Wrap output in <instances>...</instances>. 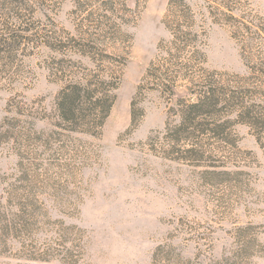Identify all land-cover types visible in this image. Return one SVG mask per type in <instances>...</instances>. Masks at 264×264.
<instances>
[{"label": "rangeland", "instance_id": "374dc122", "mask_svg": "<svg viewBox=\"0 0 264 264\" xmlns=\"http://www.w3.org/2000/svg\"><path fill=\"white\" fill-rule=\"evenodd\" d=\"M169 1L142 0L121 26L127 62L93 135L55 124L66 81L57 68L78 78L94 65L36 42L53 35L78 44L71 38L100 31L102 4L33 0L24 23L10 18L13 28L31 27L35 41L10 70L16 85L0 82V264H264V0H245L259 26L248 36L223 20L200 22L205 68L233 81L258 119L231 117L228 141L204 147L168 140L167 125L179 118L147 74L170 39ZM187 1L200 10L201 0Z\"/></svg>", "mask_w": 264, "mask_h": 264}, {"label": "trees", "instance_id": "16d2710c", "mask_svg": "<svg viewBox=\"0 0 264 264\" xmlns=\"http://www.w3.org/2000/svg\"><path fill=\"white\" fill-rule=\"evenodd\" d=\"M75 1L79 9L82 4L88 5L89 2L102 4L103 20L95 25L100 31L88 33L78 40L71 38L78 44L71 45L53 35L44 36L36 44L63 54L75 51L82 59L94 65L93 69L84 66L87 73L78 78H71L73 72L66 70L65 66L57 68L66 81L56 97L58 120L55 124L71 132L93 135L102 127L114 105L115 90L121 82L120 70L127 62L126 43L129 42V35L121 26L135 18V8L141 5L142 0H134V8L128 6L127 0ZM201 1L198 7L200 10H195L187 0L169 1L165 25L170 39L161 44L162 55L151 63L147 72L154 87L168 95L171 105L169 114L179 118L177 124L167 125L170 132L168 140L176 146L195 143L204 147L201 142L211 138L227 142L235 122L231 117L235 116L236 122L242 123H252L257 119L252 114L253 110L247 106V95L236 90L233 81L205 68L204 28L200 22H204L206 17L214 22L223 20L235 27L237 33L245 36L252 33L254 28L259 29V26L242 9L245 0ZM32 2L0 0V82L7 89L14 87L18 81L10 70L20 60L22 45L35 41L30 33L31 27L23 24L21 11ZM32 11L35 14L36 10ZM93 15L90 11L87 15L91 22ZM13 17L23 22L17 29L10 24V18ZM110 47L114 50L110 51ZM30 54L24 53V56ZM179 87H183V90L178 92ZM62 261L75 263L76 260L63 258Z\"/></svg>", "mask_w": 264, "mask_h": 264}]
</instances>
